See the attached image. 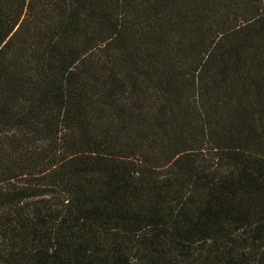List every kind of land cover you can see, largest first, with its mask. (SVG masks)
Here are the masks:
<instances>
[{"label": "trees", "instance_id": "16d2710c", "mask_svg": "<svg viewBox=\"0 0 264 264\" xmlns=\"http://www.w3.org/2000/svg\"><path fill=\"white\" fill-rule=\"evenodd\" d=\"M0 264H264V0H0Z\"/></svg>", "mask_w": 264, "mask_h": 264}]
</instances>
